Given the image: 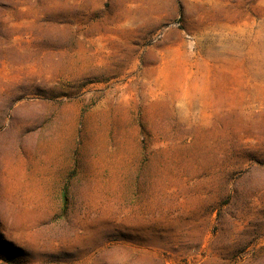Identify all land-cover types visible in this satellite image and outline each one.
<instances>
[{"label": "rangeland", "instance_id": "obj_1", "mask_svg": "<svg viewBox=\"0 0 264 264\" xmlns=\"http://www.w3.org/2000/svg\"><path fill=\"white\" fill-rule=\"evenodd\" d=\"M0 264H264V0H0Z\"/></svg>", "mask_w": 264, "mask_h": 264}]
</instances>
